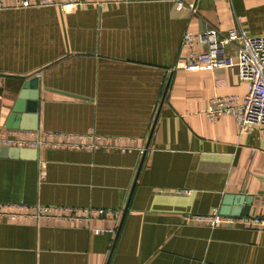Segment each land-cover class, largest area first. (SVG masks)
<instances>
[{
  "label": "crops",
  "instance_id": "0c3cea01",
  "mask_svg": "<svg viewBox=\"0 0 264 264\" xmlns=\"http://www.w3.org/2000/svg\"><path fill=\"white\" fill-rule=\"evenodd\" d=\"M181 1L194 10L174 0L0 9V137L20 129L8 120L37 77V115L22 110L13 123L130 146L36 157L0 146V202L104 210L86 221L0 219V264H264V228L204 218L225 197L229 207L241 194L264 198V134L205 114L211 97L241 99L247 83L234 65L177 68L185 32L264 35V0ZM239 208L224 215H264L260 199Z\"/></svg>",
  "mask_w": 264,
  "mask_h": 264
},
{
  "label": "built area",
  "instance_id": "2783aa9c",
  "mask_svg": "<svg viewBox=\"0 0 264 264\" xmlns=\"http://www.w3.org/2000/svg\"><path fill=\"white\" fill-rule=\"evenodd\" d=\"M176 8L188 7L194 10V4H184L174 0ZM84 0H0V9L39 7L57 5L64 12H74ZM199 47V51L196 50ZM231 48L232 51L227 50ZM185 52L184 58L177 63V68L186 71L214 70L216 68L237 66L238 76L247 83V92L239 99L235 95L213 96L208 100L205 114L213 122L220 115H232L240 131L247 126H256L264 134V35L254 36L244 30L230 28L220 33L212 27L203 32H185L181 41ZM99 137L93 134H74L60 132H41L40 130L8 129L5 136L0 137V146H15L29 148H65L88 149L119 148L128 150L130 146L120 143L124 139L117 138V143H100ZM39 178L44 177L45 162H40ZM57 206L43 204H15L0 202V219L24 220L28 218H55L86 221L92 212L103 213L101 209L66 208L60 212ZM114 213V212H110ZM210 226L225 224L228 226H257L264 228V215H224L214 209L204 217ZM95 233L100 229H94Z\"/></svg>",
  "mask_w": 264,
  "mask_h": 264
},
{
  "label": "water",
  "instance_id": "95a60500",
  "mask_svg": "<svg viewBox=\"0 0 264 264\" xmlns=\"http://www.w3.org/2000/svg\"><path fill=\"white\" fill-rule=\"evenodd\" d=\"M27 87H31L32 89H34V91H32L30 93V97H26V92H22L21 95H20V98H19V102L18 104L14 107V109L12 110L13 112V115L10 116L9 120H8V124L10 125L11 124V127H14V128H20V129H30V130H35L37 129V123L34 124V121L33 122H30L31 124L29 125H19L17 122H12L11 121V118L12 117H15L17 118L19 113L22 112V110H25L27 113H32V114H36L37 115V109H38V89H39V81H38V78L37 77H32L30 78V80H28V82H25L24 83V88H27ZM164 97V95H163ZM27 98V106H26V109L22 108L20 106V104L23 103V100ZM33 123V124H32ZM4 148H11L12 149V152H15V153H20V154H23L25 152H28V153H31L32 155H34L35 157L37 156V148H27V147H15V146H3ZM259 196L263 195V192H259ZM254 197L252 195H248L246 196L245 194H241V195H238V197L235 198L234 200V203L233 205H236L234 207H229L228 205H225L226 204V197L224 198L223 200V204L222 206H220V209H219V212L222 213V214H241L242 213V210L243 211H246V208H239V206H243V205H246L247 206H250L252 203H253V200L256 199H260V203L261 205H264V198H261V197Z\"/></svg>",
  "mask_w": 264,
  "mask_h": 264
}]
</instances>
